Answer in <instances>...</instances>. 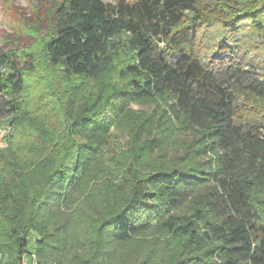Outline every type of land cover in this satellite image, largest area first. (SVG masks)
<instances>
[{
  "label": "trees",
  "instance_id": "obj_1",
  "mask_svg": "<svg viewBox=\"0 0 264 264\" xmlns=\"http://www.w3.org/2000/svg\"><path fill=\"white\" fill-rule=\"evenodd\" d=\"M228 1L61 0L43 45L49 69L65 79L123 82L95 104L114 117L171 94L170 112L197 137L177 162L191 168L140 176L105 162L108 123L88 128L77 118L72 127L62 112L33 127L18 97L35 57L0 50V119L21 115L0 150V264L32 255L31 233L39 264H169V251L139 244L157 218L195 264H264L255 200L264 190V113L243 116L246 99H264V0ZM84 129L92 136L78 141ZM188 199L192 216L167 214Z\"/></svg>",
  "mask_w": 264,
  "mask_h": 264
},
{
  "label": "rangeland",
  "instance_id": "obj_2",
  "mask_svg": "<svg viewBox=\"0 0 264 264\" xmlns=\"http://www.w3.org/2000/svg\"><path fill=\"white\" fill-rule=\"evenodd\" d=\"M60 1L0 0V50H13L20 54L31 53L35 57L36 70L34 73L25 75V89L18 97L22 113H25V121L31 122L36 128L46 124L52 125L56 122L55 120H59L63 112L72 127L77 118L84 120L83 126L88 128L108 123L109 129L100 135L102 141L99 146L105 162L109 160L125 163L126 170L133 168L140 176L155 174L160 170L169 172L173 166L191 168L189 163L187 166L185 163L181 162L180 165L178 163L187 148L192 147L196 150L197 137L182 118L177 119L170 112L169 107L173 102L171 94L166 93L133 102L123 113L114 117L108 104L101 107H96L95 104L101 92L108 94L110 89H120L121 86L123 87V82L115 81L109 84V75L100 81L65 79L59 69H49L43 45L49 38V30L54 23L51 10L54 4ZM215 1L229 5L228 0ZM209 5L208 2L204 8ZM60 87L65 88L69 93L68 97L64 98L61 95ZM61 103L63 108L59 107ZM244 105L243 112L246 113H243V116H249L251 112L264 113V99H246ZM20 116L10 115L0 119V150L6 149L10 137L16 132V125L12 124V121L14 118L19 121ZM238 118L242 122L239 116ZM81 134L84 136L78 141H88L86 138L92 136V133H87L86 130ZM209 158L211 155L198 158L193 164L201 168L203 166L201 164ZM255 200L261 212V221L264 222V190L255 195ZM193 213L194 207L191 199H188L179 209L169 211L167 214L190 217ZM153 223L156 226L144 235L139 244L149 245V249L159 250V252L162 249L169 251V264H195L193 259L195 254L181 247L180 240L172 239L165 234V231L157 227L160 225V218L155 219ZM38 239L35 233L30 234L27 250L32 255L23 256L21 264H39L38 257L34 254ZM134 245L130 244L127 248L134 250L136 249ZM172 252L173 256L175 254L174 257ZM158 264L162 263L158 262Z\"/></svg>",
  "mask_w": 264,
  "mask_h": 264
}]
</instances>
